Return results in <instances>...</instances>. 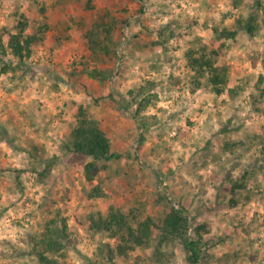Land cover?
<instances>
[{
  "label": "rangeland",
  "instance_id": "1",
  "mask_svg": "<svg viewBox=\"0 0 264 264\" xmlns=\"http://www.w3.org/2000/svg\"><path fill=\"white\" fill-rule=\"evenodd\" d=\"M104 15L117 21L107 56L88 41ZM19 22L39 40L28 59L0 55V264H45L51 221L53 264H191L158 228L136 246L95 226L116 211L161 224L172 207L189 236L201 227L196 264H264V0H0L4 43ZM203 49L232 92L192 91L189 53ZM81 109L118 155L93 181L71 151Z\"/></svg>",
  "mask_w": 264,
  "mask_h": 264
},
{
  "label": "trees",
  "instance_id": "2",
  "mask_svg": "<svg viewBox=\"0 0 264 264\" xmlns=\"http://www.w3.org/2000/svg\"><path fill=\"white\" fill-rule=\"evenodd\" d=\"M92 1L88 0V3ZM116 23V19L109 15H104L100 23L95 25L88 36L89 48L92 52L103 56H107L110 53L109 46L105 42H111ZM16 29V32L7 34L6 43H4L3 36L0 35V55H12L22 61L33 55V48L39 39L36 34L26 33L25 24L22 22H19ZM244 29L252 34L255 27L251 23H246ZM223 32L230 36L228 38H234L237 34L236 31H228L227 28L223 29ZM218 55V51L211 50L207 53L204 49L201 50L200 54L197 52L189 53V67L194 72L192 91L201 87L202 81H205L206 85L216 96H220L225 92H232L228 86V69L226 66L218 64L216 58ZM9 68V64H4L0 72H5ZM102 74L101 70L93 69L90 71V75L94 78L102 79ZM149 86H153V83H150ZM144 90L145 87L139 88L138 95L140 96ZM71 137L72 153L88 159L84 166V176L88 181L94 180L101 168L100 162L118 158L117 154L111 152L110 142L105 132L82 109L77 115L76 124L72 127ZM95 226L98 229L108 231L112 237L122 234L120 239L132 242L136 246L148 243L152 237L153 228H158L161 234L159 242L163 244L169 240L180 241L188 253V260L191 264H196L201 256L203 242L201 227L196 228L194 238L189 236L188 218L183 210L174 207L171 208V211L165 216L161 224H157L152 218L148 217L139 222L136 227H132L127 220V216L120 211H116L112 212L108 219L96 223ZM65 228L66 223L63 222L62 230L65 231ZM47 230V235L42 240L43 249L41 252L38 251L37 255L41 262L53 264L55 261L49 259L47 253L59 252L63 248V244L58 240V227H56L55 221H51ZM118 251L120 254L126 252L125 247L121 245H118Z\"/></svg>",
  "mask_w": 264,
  "mask_h": 264
}]
</instances>
